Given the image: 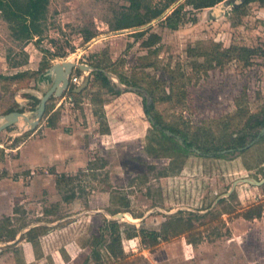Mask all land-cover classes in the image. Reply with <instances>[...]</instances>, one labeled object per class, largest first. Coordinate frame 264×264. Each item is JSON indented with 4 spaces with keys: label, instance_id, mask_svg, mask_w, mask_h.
Instances as JSON below:
<instances>
[{
    "label": "rangeland",
    "instance_id": "rangeland-1",
    "mask_svg": "<svg viewBox=\"0 0 264 264\" xmlns=\"http://www.w3.org/2000/svg\"><path fill=\"white\" fill-rule=\"evenodd\" d=\"M171 1L49 0L37 42L36 37L13 38L0 16V74L39 69L42 49H48L65 54L52 63L71 56L79 64L99 62L103 71L137 89L109 92L93 71L80 93L64 91L48 100L51 119L58 118L53 131L43 114L34 129L20 119L0 133V222L10 219L0 238V264H264V183H237L226 195L239 179L264 177V135L239 152V147L221 144L223 133L245 134V119L260 113L264 104V6L254 1L235 15L231 1L223 9L221 3L201 10L185 5V21L172 30L160 18L185 0ZM169 2L160 18L137 29H116L121 14L136 4L150 17ZM140 30L146 32L136 38L132 33ZM152 35L159 41L145 47L143 41ZM211 42L250 47L255 53L246 62L231 60L207 73L195 72L192 62L204 58L191 57L188 49ZM153 60L156 66L145 67ZM171 72L183 75L178 85L185 90L184 105L156 103L152 113L180 123L192 146L166 134L184 151L144 111L152 103L149 91H169ZM36 82L16 90L17 85L0 81V115L14 99L32 121L35 111L29 110L27 97L32 93L25 89L41 94L47 89ZM228 121L233 125L224 128ZM205 137L222 147L218 151L234 150L202 152L197 146ZM255 137L247 136L245 145ZM63 174L75 179L57 188L56 178ZM258 204L261 217L245 219V211ZM123 212L142 220L108 217ZM178 218L193 227L154 247H144L139 236L125 237L141 229L160 230ZM113 223L117 225L110 229ZM102 227L105 238L96 255L92 236ZM113 232L122 238L109 254Z\"/></svg>",
    "mask_w": 264,
    "mask_h": 264
},
{
    "label": "trees",
    "instance_id": "trees-1",
    "mask_svg": "<svg viewBox=\"0 0 264 264\" xmlns=\"http://www.w3.org/2000/svg\"><path fill=\"white\" fill-rule=\"evenodd\" d=\"M172 0L171 2H173ZM224 0H185L177 5L168 15L164 16V18H160L162 14L165 12V10L170 6L169 2L167 5H165L161 9H155L152 10V14L150 17H147V13H141L139 9V4H136L135 7L131 9V11L123 12L117 22L116 29H137L142 26H144L147 22H149L151 19L154 18H160V22L162 24L172 30H176L180 24H182L184 19V13L183 9L185 8V5L191 6L195 10H201L205 8L213 7L220 2ZM258 1L261 5L264 6V0H242V2L238 6H234L232 8L235 15H240L241 8L249 4L251 2ZM48 4L49 0H0V16L1 18L7 23L11 34L13 38L16 40H30L35 39V42L38 40H41L43 36V32L45 30V22L47 19V13H48ZM146 30H140L133 32L132 34L136 38H140L144 36ZM159 41V36L152 35V38L147 39L143 41V45L145 47L150 48L154 44H156ZM208 47H190L188 49V53L191 57H203V61L200 62L198 59H195L192 62V68L195 72H203L207 73V71L210 68H213L214 66L223 65L226 62H229L231 60H237V61H248L249 58H251L252 55L255 53L254 48L245 47V46H238V45H231L229 47H222L219 43L211 42L208 44ZM156 50H152V53H156ZM43 53V59L41 60L39 69L37 70H26V71H20L12 75H4L0 74V81L6 82V83H13L17 86H15V89L25 87L28 88L29 84L32 80L37 79V77L40 75V73L44 72L48 67L51 66V60L58 58V57H64L65 54L58 53V52H52L48 49H42ZM92 67L100 68V63H93L91 64ZM156 66V61L153 60L151 62H147V65L145 67H151ZM104 70V69H103ZM95 78L100 83L101 88H105L109 92L120 94V91L114 90L113 87L110 85V82L108 78L105 76V74L102 71H95L93 72ZM71 75H80L79 69H74L71 73ZM180 77H177L174 73L171 72L170 77V85H169V91H165V89H161L159 93L154 92V90L149 91L152 96V103L150 106L144 105V111L145 113L151 115V119L153 120V126L157 130H159L163 136L167 138H171L174 143L178 144V148L182 149V151L186 150L187 146H192L191 143L186 142L187 137L184 129L180 128V123H168L165 120H163L162 115L160 113L155 112L152 113L154 110V107L156 103H168L172 108H176L178 106L184 105L185 101V90L183 87L179 86L180 78L183 77V75H179ZM125 82L135 85L133 82H128L127 79H125ZM182 84V83H181ZM183 85V84H182ZM76 85L73 83H69L68 90L66 91L69 96L75 95L74 89ZM28 99L30 100V111H35L38 104L39 99L35 97L32 94H27ZM51 108L46 104L44 116L46 117L47 126H54L53 119H51V113L49 111ZM11 111H18L22 112L23 110L21 108H17V103L15 100H12V103L5 107L2 114H7ZM55 113V112H54ZM179 118L182 116L179 115ZM231 120V119H230ZM233 125L232 122L228 121L225 123L224 128H229ZM264 126V104L261 107L260 113H255L248 115L245 119L244 123V129L247 130L245 134L243 135H235L234 133H223V141L221 144H227V147H242L245 145L247 141V136L254 137L258 134L259 130H256V128H261ZM11 127H8L7 130H10ZM166 131H169L174 136H180L184 140V145L186 148L181 144L177 143L173 137H169L166 134ZM206 136V135H205ZM208 138V137H205ZM197 148L205 153L211 152V151H218L221 150V146L215 143L214 139L208 138L203 139L201 144L197 146ZM215 156H223V155H215ZM75 177H67L64 174L59 175L56 178L55 184L57 188H62L63 186L69 185ZM263 212V206L262 204L255 205L253 207H250L245 211L243 217L245 219H251V218H259L261 217ZM10 221L9 217H5L2 222H0V238H2V235L5 231V228L7 226V223ZM117 223H113L109 228L114 229ZM193 227L192 222L189 220H183V219H173L172 221H169L168 223L164 224V226L160 230H152V231H146L144 229H141L138 232H133L131 234H125V237L127 239L133 238V237H140V242L144 247H154L157 244L160 243V241H167L171 237H175L178 235H181L185 232H188ZM100 233L98 235L92 236L91 241V251L93 254L98 255V252L96 251L97 246L102 244L105 238L104 233V227L100 228ZM34 238V235H31V239ZM121 234L113 232L111 234V241L106 246V251L110 254L114 252V246L119 245L121 243Z\"/></svg>",
    "mask_w": 264,
    "mask_h": 264
},
{
    "label": "water",
    "instance_id": "water-1",
    "mask_svg": "<svg viewBox=\"0 0 264 264\" xmlns=\"http://www.w3.org/2000/svg\"><path fill=\"white\" fill-rule=\"evenodd\" d=\"M229 1H231L234 6H238L242 2L241 0H224L220 2L222 5H218L219 6L218 8L223 9L224 4L228 3ZM76 68L79 69L81 73L85 74L86 72V74L83 76L81 74V82L75 87L74 93H77V94L80 93L88 85L90 81L91 72L97 71V70H100L105 74V76L108 78L110 82V85L113 86L114 89L119 90V91H125L126 89L132 90V91L137 90L136 88L124 85L116 75L109 73V72H105L102 69H96L84 63L79 64V63L72 61L69 58L66 60H62V61L57 60L54 63H52L51 66L48 67L44 72L40 73V75L36 79L37 81L36 83L38 87L47 86V89L45 90L43 94H41L36 89H25L26 92L32 93V95H34L35 97L39 99V104L35 110L34 119L30 121L25 113L18 112V111H11L7 114L0 115V122H1L0 123V133L3 130H6L8 127H11L13 124L17 123L20 119H23L27 123L29 130L34 129L36 125L39 124L45 112V108H46V104L48 100L52 97H55V98L61 97L62 93L68 90L69 83H70L69 81L70 75L72 71ZM17 101L19 100L17 99ZM148 118L153 123V120L149 116ZM166 133L169 135H172L170 132H166ZM263 135H264V126L260 128L258 134L256 135L254 139H252L249 143H247L243 147L237 148V151L239 152V151H242L244 149L251 147L258 140H260ZM233 150H234L233 148H229L227 150L218 151L216 153L221 154V153L231 152ZM194 151H196L197 153H200V151L197 149H194ZM237 183H249V184L259 186L264 183V177L260 181H257L251 178L239 179L233 182L231 188L226 193V195L232 192V190L237 185ZM219 198L220 197H218V199ZM198 212L203 213V211H198ZM173 213L174 212H169V214H173ZM108 217L112 218L113 220L126 218L128 221L133 222V223H137L142 220V218L133 217L132 214L129 212L117 213L115 215L108 214Z\"/></svg>",
    "mask_w": 264,
    "mask_h": 264
},
{
    "label": "built area",
    "instance_id": "built-area-1",
    "mask_svg": "<svg viewBox=\"0 0 264 264\" xmlns=\"http://www.w3.org/2000/svg\"><path fill=\"white\" fill-rule=\"evenodd\" d=\"M69 81L75 85H78L81 82V77L76 75H70Z\"/></svg>",
    "mask_w": 264,
    "mask_h": 264
},
{
    "label": "crops",
    "instance_id": "crops-1",
    "mask_svg": "<svg viewBox=\"0 0 264 264\" xmlns=\"http://www.w3.org/2000/svg\"><path fill=\"white\" fill-rule=\"evenodd\" d=\"M53 61V60H51ZM52 63V62H51ZM78 76V75H77ZM79 77H81V74L79 75ZM77 86V85H76ZM77 94V93H76ZM51 112V111H50ZM58 120V118L55 120L54 122V126H48L49 127V130L53 131L55 129V125H56V121ZM54 145V141L52 140L51 141V146Z\"/></svg>",
    "mask_w": 264,
    "mask_h": 264
},
{
    "label": "bare ground",
    "instance_id": "bare-ground-1",
    "mask_svg": "<svg viewBox=\"0 0 264 264\" xmlns=\"http://www.w3.org/2000/svg\"><path fill=\"white\" fill-rule=\"evenodd\" d=\"M72 58V56L71 57H69V59H71ZM45 90V89H44Z\"/></svg>",
    "mask_w": 264,
    "mask_h": 264
}]
</instances>
